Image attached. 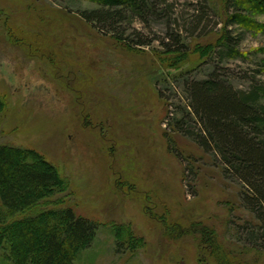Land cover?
I'll return each mask as SVG.
<instances>
[{
  "label": "rangeland",
  "instance_id": "1",
  "mask_svg": "<svg viewBox=\"0 0 264 264\" xmlns=\"http://www.w3.org/2000/svg\"><path fill=\"white\" fill-rule=\"evenodd\" d=\"M167 1L162 18L124 24L151 42L129 47L80 17L89 0H0V147L43 155L67 180L52 200L97 224L75 264H217L198 238L166 236L163 218L201 222L235 262L264 264L241 182L187 134L199 129L187 82L216 72L239 91L264 86V15L227 28L233 57L218 47L226 0ZM175 35L187 55L165 53ZM118 229L136 240L118 246Z\"/></svg>",
  "mask_w": 264,
  "mask_h": 264
},
{
  "label": "trees",
  "instance_id": "2",
  "mask_svg": "<svg viewBox=\"0 0 264 264\" xmlns=\"http://www.w3.org/2000/svg\"><path fill=\"white\" fill-rule=\"evenodd\" d=\"M89 1L97 9L79 12L80 17L95 25L102 36L109 35L129 47L151 43L140 38L131 40V33L124 36L134 18L143 21L148 16L162 18V13L171 6L167 0ZM222 6V12L226 13L225 35L218 47L222 53L235 57L234 39L227 28L254 23L250 16L264 15V0H226ZM229 10L233 11L230 17ZM124 24L130 26L123 29ZM134 33L139 34L135 30ZM162 46L172 57L190 52L180 35L172 36ZM187 92L190 114L199 127L187 134L222 162L225 173L241 182L242 204L257 223L249 235L259 240L264 249V86L239 91L214 72L204 80L187 82ZM5 108L6 101L0 97V113ZM179 123L178 128L184 129ZM67 188V180L40 153L0 147V264H75L82 252L92 248L97 224L77 216L72 208L61 206L60 199L52 200ZM161 222L165 235L173 241L198 238V245L217 264H243L231 258L233 252L215 230L203 223L183 226L164 218ZM125 235L121 229L116 230L118 246L126 240H136L131 234L125 239Z\"/></svg>",
  "mask_w": 264,
  "mask_h": 264
}]
</instances>
